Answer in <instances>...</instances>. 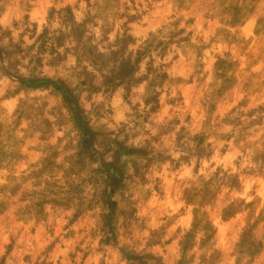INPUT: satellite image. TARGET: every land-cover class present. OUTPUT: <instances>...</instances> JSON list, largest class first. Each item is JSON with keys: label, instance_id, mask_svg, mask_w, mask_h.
I'll list each match as a JSON object with an SVG mask.
<instances>
[{"label": "rangeland", "instance_id": "374dc122", "mask_svg": "<svg viewBox=\"0 0 264 264\" xmlns=\"http://www.w3.org/2000/svg\"><path fill=\"white\" fill-rule=\"evenodd\" d=\"M0 264H264V0H0Z\"/></svg>", "mask_w": 264, "mask_h": 264}]
</instances>
